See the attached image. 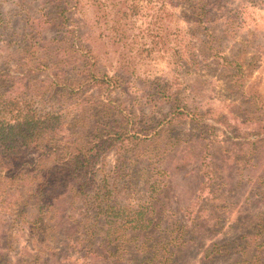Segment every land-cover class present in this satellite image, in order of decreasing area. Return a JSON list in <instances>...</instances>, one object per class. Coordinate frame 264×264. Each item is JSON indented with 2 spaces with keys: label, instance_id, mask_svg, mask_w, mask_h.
Wrapping results in <instances>:
<instances>
[{
  "label": "trees",
  "instance_id": "1",
  "mask_svg": "<svg viewBox=\"0 0 264 264\" xmlns=\"http://www.w3.org/2000/svg\"><path fill=\"white\" fill-rule=\"evenodd\" d=\"M16 1L10 2L14 6L8 12L0 7V252L5 250L0 264H11L29 234L40 235V243L53 242L33 256L39 264L64 254L65 248H81L84 256L92 254L94 260L107 263L172 264L183 227L176 223L171 230L163 228L170 198L167 173L161 167L176 146L175 137L151 150L147 147L164 125L168 131L175 121L190 118L199 123L201 115L190 113L176 96L173 89L180 86L179 79L173 84L147 79L143 89L128 96L135 76L128 53L144 49L134 39L127 43L126 14L116 4L105 7V1L113 0H86L92 7L90 20L79 12L84 0ZM185 1L189 31L197 34L196 51L222 66L230 86L239 92L245 73L241 64L253 66L255 60L222 55L221 44H214L212 12L221 0ZM169 29L167 24L160 29L164 42ZM109 52L117 54L110 61ZM192 60L186 59L184 66ZM251 108L246 127L232 119L227 130L236 147L242 146L243 137H252L246 145L251 146L253 158L256 148L264 146V110L254 102ZM204 128L198 124L189 138L207 150L210 142L202 144L209 137ZM243 129L247 133H241ZM226 154L231 163L237 162V154ZM109 155L114 157L113 165L106 161ZM215 156H197L207 169L202 171L207 179L212 178ZM242 177L240 173L239 182ZM134 186L136 202L121 205L115 194ZM258 227L261 236L264 223ZM159 229L168 234L165 239L154 237ZM263 248L264 239L254 252L253 264H264ZM163 250L165 257L159 255ZM213 254L208 249L204 257Z\"/></svg>",
  "mask_w": 264,
  "mask_h": 264
},
{
  "label": "rangeland",
  "instance_id": "2",
  "mask_svg": "<svg viewBox=\"0 0 264 264\" xmlns=\"http://www.w3.org/2000/svg\"><path fill=\"white\" fill-rule=\"evenodd\" d=\"M43 1L41 3H44ZM10 2L17 3L16 0H0V7L4 12H8L14 6ZM83 2L85 4L86 0ZM185 2V0H113L104 3L106 9L116 4V8L124 11L125 23L130 33L127 43L134 39L138 42L139 48L145 50L141 52L135 49L128 53L135 68L128 96H134L135 89L137 91L143 89L147 79L158 78L169 84L179 79L180 86L173 89L176 96L184 100L190 113L201 115L199 123L191 122L190 118L173 122L169 127L170 132L166 131L168 126L162 124L157 129L164 125L161 135L147 147V150H151L169 140L170 136L175 137L172 142L176 146H173L172 152L161 167L167 173L164 177L168 185L166 196L170 198L165 210L163 228L168 227L171 230L176 223L181 225L178 227H183V239L174 244L177 245L176 253L171 263L253 264L254 252L264 239V233L261 236L257 233L258 225L264 223L262 183L264 146L256 148L257 155L251 158L252 149L250 145H246V141L252 137H243L240 147L233 146L232 143L236 140L231 138L227 126L234 119L235 124L246 127L251 117L250 113L254 110L251 108L252 102L264 110V0H221L215 8L216 12H212L215 13L213 15L215 22L211 20V23L217 39L214 44H221L219 47L222 55H237L236 59L239 61L251 57L255 60L253 66H248L246 62L241 64L245 73L239 92L230 86L227 73L223 75L225 70L222 66L213 63L210 58H204L196 51L197 34L189 31L191 22L187 21ZM79 12L88 20L93 15L88 2ZM167 12L168 16L165 15ZM163 24L170 27L166 32L165 42L162 39L163 33L160 32ZM47 32L49 36L52 35L50 26L47 27ZM109 49L114 50L111 46ZM116 55L109 52V61ZM192 58L194 60L188 61V65L184 66L186 59ZM102 59L106 58L103 56ZM108 73L109 76L112 75L110 69ZM89 93L96 94L94 91ZM117 96L120 99L125 98L121 93H117ZM254 97H260L262 101ZM136 114L141 115L138 108ZM245 118L247 121L243 123ZM198 124L204 125L205 133L209 134V137L202 141L203 145L210 142L208 151L200 146L199 142L192 143V137L189 138L196 132ZM245 129L241 130V133H247ZM226 152L231 153L230 155L237 154L239 156L237 162L232 159L231 163ZM205 153L217 156L210 179L202 175V171L205 172L207 169L199 164L200 158L197 157L198 155L203 157ZM106 161L113 165V155H109ZM240 173L243 174L241 182L238 180ZM137 190V186L118 190L115 194L117 201L121 205L135 203L138 199ZM4 199L6 198H1V201ZM169 218L175 221L169 223ZM160 229L153 233L154 237L162 236L165 239L168 234ZM47 246L51 248L53 242L40 243V235L35 237L29 234L20 243L17 255H12L11 264H16V261H21L19 264H39L33 256L44 252ZM168 247L172 249L171 246ZM80 249L71 251L65 248L64 254H59L57 258H48L47 264L126 262L107 263L100 259L94 260L91 258L92 254L84 256ZM208 249L214 254L205 259ZM3 251L5 250L0 253L4 256ZM262 251L264 253V248ZM151 252L153 251H148L144 256L148 257ZM159 255L165 257L164 250L160 251Z\"/></svg>",
  "mask_w": 264,
  "mask_h": 264
}]
</instances>
